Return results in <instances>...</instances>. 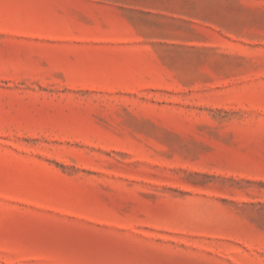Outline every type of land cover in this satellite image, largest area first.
<instances>
[{"label":"rangeland","instance_id":"rangeland-1","mask_svg":"<svg viewBox=\"0 0 264 264\" xmlns=\"http://www.w3.org/2000/svg\"><path fill=\"white\" fill-rule=\"evenodd\" d=\"M0 264H264V0H0Z\"/></svg>","mask_w":264,"mask_h":264}]
</instances>
